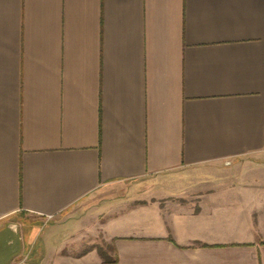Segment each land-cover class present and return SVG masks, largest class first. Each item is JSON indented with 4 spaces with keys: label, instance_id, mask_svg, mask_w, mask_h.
Listing matches in <instances>:
<instances>
[{
    "label": "crops",
    "instance_id": "0c3cea01",
    "mask_svg": "<svg viewBox=\"0 0 264 264\" xmlns=\"http://www.w3.org/2000/svg\"><path fill=\"white\" fill-rule=\"evenodd\" d=\"M94 195L115 264H264V0H0V231Z\"/></svg>",
    "mask_w": 264,
    "mask_h": 264
},
{
    "label": "rangeland",
    "instance_id": "374dc122",
    "mask_svg": "<svg viewBox=\"0 0 264 264\" xmlns=\"http://www.w3.org/2000/svg\"><path fill=\"white\" fill-rule=\"evenodd\" d=\"M189 202L181 200L185 205ZM103 204L97 195L81 201L74 211L62 215L64 228L50 241L43 238L46 222L14 217L0 231V264H85V253H98V247L113 257L107 248L111 244L100 232Z\"/></svg>",
    "mask_w": 264,
    "mask_h": 264
},
{
    "label": "trees",
    "instance_id": "16d2710c",
    "mask_svg": "<svg viewBox=\"0 0 264 264\" xmlns=\"http://www.w3.org/2000/svg\"><path fill=\"white\" fill-rule=\"evenodd\" d=\"M107 248L109 249L108 251L115 252V248L112 245H108ZM97 249L99 256L103 260V264H115L117 262V258L111 257L103 248L98 247Z\"/></svg>",
    "mask_w": 264,
    "mask_h": 264
},
{
    "label": "built area",
    "instance_id": "2783aa9c",
    "mask_svg": "<svg viewBox=\"0 0 264 264\" xmlns=\"http://www.w3.org/2000/svg\"><path fill=\"white\" fill-rule=\"evenodd\" d=\"M225 164H226V165H230V164H231V161H230V160H226V161H225Z\"/></svg>",
    "mask_w": 264,
    "mask_h": 264
},
{
    "label": "water",
    "instance_id": "95a60500",
    "mask_svg": "<svg viewBox=\"0 0 264 264\" xmlns=\"http://www.w3.org/2000/svg\"><path fill=\"white\" fill-rule=\"evenodd\" d=\"M30 264V263H29Z\"/></svg>",
    "mask_w": 264,
    "mask_h": 264
}]
</instances>
